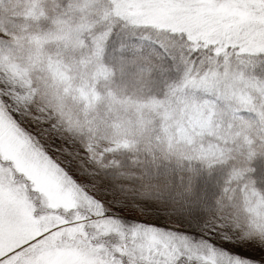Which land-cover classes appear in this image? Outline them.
<instances>
[{
  "label": "snow or ice",
  "instance_id": "1",
  "mask_svg": "<svg viewBox=\"0 0 264 264\" xmlns=\"http://www.w3.org/2000/svg\"><path fill=\"white\" fill-rule=\"evenodd\" d=\"M0 264H264V0H0Z\"/></svg>",
  "mask_w": 264,
  "mask_h": 264
}]
</instances>
